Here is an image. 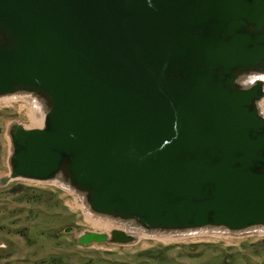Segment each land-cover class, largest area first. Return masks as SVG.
Masks as SVG:
<instances>
[{"label":"water","instance_id":"water-1","mask_svg":"<svg viewBox=\"0 0 264 264\" xmlns=\"http://www.w3.org/2000/svg\"><path fill=\"white\" fill-rule=\"evenodd\" d=\"M255 73L264 0H0V96L45 108L41 127L10 125L3 180L60 178L146 231L264 227V82H241Z\"/></svg>","mask_w":264,"mask_h":264},{"label":"rangeland","instance_id":"rangeland-1","mask_svg":"<svg viewBox=\"0 0 264 264\" xmlns=\"http://www.w3.org/2000/svg\"><path fill=\"white\" fill-rule=\"evenodd\" d=\"M4 96H0V264H264V231H255L258 227L146 231L129 243L81 244L79 233L107 231L87 221V214L95 217L78 204L80 193L56 178L3 180L10 174V125L39 127L32 122L28 103L6 101L10 97Z\"/></svg>","mask_w":264,"mask_h":264},{"label":"bare ground","instance_id":"bare-ground-1","mask_svg":"<svg viewBox=\"0 0 264 264\" xmlns=\"http://www.w3.org/2000/svg\"><path fill=\"white\" fill-rule=\"evenodd\" d=\"M256 79H262L264 82V73L260 74H250L248 76L243 77L241 80L242 83L245 84H250L253 83ZM4 97H10L6 99V101H13V100H18V101H23L25 104L28 103L31 109V118L32 122H34L35 125H39L41 127L44 124V119H45V108L42 102L35 97L34 95L30 93H18V94H13V95H8ZM258 107L260 112L264 115V98L259 101ZM55 182L59 183L63 187L69 189L70 191H74L71 187H69L66 183H64L60 178L55 179ZM78 199V198H77ZM78 204L81 206L82 209H84L87 213L91 214L95 218H92L90 215L87 214L88 217L87 221L91 223L94 227L102 229L104 231H107V233H110L112 229H122L127 233H131L134 235L135 238H139L140 234H148L146 230L134 226L130 223L120 221L118 219L108 217V216H100L97 214L92 213L88 207L85 205L84 198L83 196H80L78 199ZM227 230V229H225ZM255 231H264V227H258L254 229ZM189 232H198L199 230H188ZM188 233V232H187Z\"/></svg>","mask_w":264,"mask_h":264}]
</instances>
